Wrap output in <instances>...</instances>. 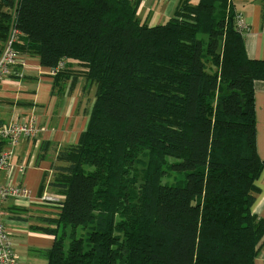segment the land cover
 Masks as SVG:
<instances>
[{"label": "trees", "instance_id": "trees-1", "mask_svg": "<svg viewBox=\"0 0 264 264\" xmlns=\"http://www.w3.org/2000/svg\"><path fill=\"white\" fill-rule=\"evenodd\" d=\"M140 1L0 0V56L15 31L16 53L64 64L55 87L72 61L96 89L87 129L56 154L58 218L35 229L54 240L48 264H255L264 61L248 58L230 0H183L157 26Z\"/></svg>", "mask_w": 264, "mask_h": 264}, {"label": "crops", "instance_id": "crops-1", "mask_svg": "<svg viewBox=\"0 0 264 264\" xmlns=\"http://www.w3.org/2000/svg\"><path fill=\"white\" fill-rule=\"evenodd\" d=\"M183 0H141L137 16L149 26L162 25L175 14ZM197 4L199 0H189ZM237 17L247 31L243 34L245 50L251 60L264 61V0H230ZM77 63L67 62V71L55 87L51 70L41 66L38 57L25 56L0 85V124L32 117L39 133L23 140L16 148L11 169L0 176V182L11 180L31 193L28 200L10 199L3 205L4 220L23 264H48L45 254L54 240L36 228L49 227L45 219H57L58 204L63 197L48 187L57 151L76 145L87 129L95 102V88L86 81ZM70 73L78 74L74 86L67 81ZM257 125V152L264 161V81L254 84ZM44 145L45 153L41 154ZM260 189L253 214L264 219V170L257 182ZM49 190L56 195L53 202L42 201ZM255 264H264V246Z\"/></svg>", "mask_w": 264, "mask_h": 264}, {"label": "built area", "instance_id": "built-area-1", "mask_svg": "<svg viewBox=\"0 0 264 264\" xmlns=\"http://www.w3.org/2000/svg\"><path fill=\"white\" fill-rule=\"evenodd\" d=\"M237 25L242 33L247 27L240 17H237ZM12 31V30H11ZM8 40L6 48L0 56V85L9 77L11 69L22 62L23 56L13 50L15 31ZM64 67L63 63L51 70L53 76ZM39 133L35 120L32 117L21 118L11 123L0 124V176L7 169H11L15 149L25 139H34ZM31 193L23 185H16L11 180L6 184L0 182V264H23L16 254L15 244L4 220L3 205L10 199L28 200ZM54 199L43 197L44 202H53Z\"/></svg>", "mask_w": 264, "mask_h": 264}, {"label": "rangeland", "instance_id": "rangeland-1", "mask_svg": "<svg viewBox=\"0 0 264 264\" xmlns=\"http://www.w3.org/2000/svg\"><path fill=\"white\" fill-rule=\"evenodd\" d=\"M143 23H145V22H143ZM79 67V66H78ZM96 90V89H95ZM15 152H16V149H15ZM14 156H15V154H14ZM53 172H54V170H53ZM168 181H171V182H173V181H175V180H173L172 178H170V179H168V178H165L164 180H163V182L164 183H166V182H168ZM142 182V177L140 178V179H137L136 180V183L133 185V188H135L134 189V191H135V195L134 196H137V197H139L140 196V194H141V187L142 186H140V183ZM54 195H56L54 192H52V191H50L49 190V193L47 194V195H44L43 197H47V198H50V197H54ZM136 200V199H135ZM135 200L132 202V203H137V201L135 202ZM57 204H59V202H56ZM132 210H133V208L132 209H128V213L130 212V214H132ZM128 213H126V214H128ZM127 216V215H126ZM116 219H117V221H118V219H119V217H116ZM80 231L81 230H79V233H80Z\"/></svg>", "mask_w": 264, "mask_h": 264}]
</instances>
